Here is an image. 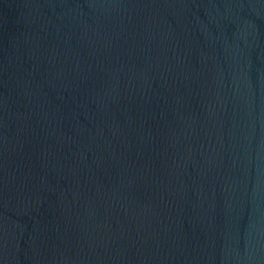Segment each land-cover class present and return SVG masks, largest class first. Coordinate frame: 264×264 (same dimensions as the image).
<instances>
[{
  "label": "water",
  "instance_id": "water-1",
  "mask_svg": "<svg viewBox=\"0 0 264 264\" xmlns=\"http://www.w3.org/2000/svg\"><path fill=\"white\" fill-rule=\"evenodd\" d=\"M0 264H264V0H0Z\"/></svg>",
  "mask_w": 264,
  "mask_h": 264
}]
</instances>
